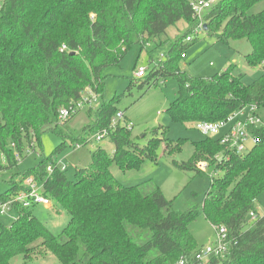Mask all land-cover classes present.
<instances>
[{"label":"trees","instance_id":"16d2710c","mask_svg":"<svg viewBox=\"0 0 264 264\" xmlns=\"http://www.w3.org/2000/svg\"><path fill=\"white\" fill-rule=\"evenodd\" d=\"M190 1L2 0L0 170L14 168L26 150L40 143L45 130L56 131L63 123L57 117L60 108L75 102L85 89L102 95L104 70L118 65L133 44L142 49L153 42L155 48L180 23L192 30L195 19ZM260 1L218 0L203 15L204 31L218 42L246 39L251 52L244 59L250 66L264 60V8L248 13ZM184 38L171 41L164 59L149 74L176 77L177 93L166 109L173 120L219 121L242 105L264 103V73L245 84L243 74L234 72L232 64L205 79L181 71L178 59L187 42L195 39L185 42ZM145 75L132 80L148 82ZM116 98L88 108L90 115L93 113L92 123L77 137L68 138L73 148L77 142L89 143L90 136L109 126L118 111ZM253 131L259 141L243 154L235 155L218 139L203 136L193 143L188 161H172L174 166L198 174L205 173L196 167L198 161H208L213 173H222L210 174L204 199L182 211L175 210L173 200L167 199L158 185L124 186L110 173L112 163L127 171L138 168L143 156L155 159L162 139H151L140 148L130 128L118 126L108 136L113 152L97 145L88 166L78 168L72 179L66 177V169L55 166L52 156L39 160L20 173L17 181L10 178L9 189L0 193V204L12 201L25 189L23 180L31 176L42 185L41 193L69 214V220L62 232L54 234L33 215L35 203L25 207L12 202L7 212L14 219L9 225L0 221V264H10L17 254L30 259L45 253L62 264H176L181 257L192 260L198 246L189 223L199 214L227 232L226 252L211 256L209 264H264V215L250 219L251 211L258 213L256 203L264 193V126ZM170 145L168 142L167 151L173 152L176 147ZM64 146L62 142L55 153ZM218 153L228 157L217 161L214 156ZM48 164L54 166L51 172Z\"/></svg>","mask_w":264,"mask_h":264},{"label":"rangeland","instance_id":"374dc122","mask_svg":"<svg viewBox=\"0 0 264 264\" xmlns=\"http://www.w3.org/2000/svg\"><path fill=\"white\" fill-rule=\"evenodd\" d=\"M264 8V0L254 4L248 13H255ZM187 33L194 34L189 27L182 23L177 28H171L167 37H163L162 44L153 48V42H149L144 48L133 44L124 55L118 65L107 66L104 70V89L102 95L92 103V109L107 102L112 96L117 97L115 106L123 112L129 125L132 137L138 147L142 148L151 139H162L158 146L157 157L151 159L143 156L140 166L134 169L122 171L112 163L110 173L124 186L139 185L143 183L158 185L162 194L169 200H173L175 210L182 211L193 204L202 201L210 186V174L221 176V171L212 172L207 168L203 174H198L194 169H182L174 166L172 161L186 162L190 159L194 146L193 143L203 139L199 130L194 128L195 122H181L172 119L166 109L175 99L178 82L175 76L156 77L149 76L153 71V63L161 53H167L169 46L175 39L184 38ZM194 40L187 42L184 48V58L178 59L181 71L195 78H210L226 69L230 64L234 72H240L243 83L249 84L258 75L264 73V64L250 66L245 63L244 56L251 52V47L244 38L229 40L228 43L218 42L214 36L205 31L194 36ZM165 39V40H164ZM186 44V43H185ZM143 66L146 69L148 82H134V71ZM156 79V80H155ZM89 107V106H88ZM88 107L81 108L76 114L68 118L56 131L45 130L41 133L40 143L33 150L24 153L17 161L14 168L0 170V193L9 189L11 177L16 181L19 174L33 167L39 160L52 156L55 162L64 164V171L68 179L74 177L75 171L80 167L88 166L91 160V152L99 145L113 152V144L108 138L102 141L91 140L85 145L73 148L70 138L77 137L82 128L91 124L93 113L88 112ZM94 112V111H93ZM62 132V133H61ZM67 134V135H65ZM211 138H215L212 136ZM64 142V147L55 153V149ZM88 142V140H87ZM173 152H168L167 143ZM178 145V146H177ZM200 162H207L200 160ZM4 164L5 161L3 160ZM209 163V162H208ZM197 167V164H196ZM256 203L259 211L264 210V193ZM32 213L54 234H59L69 220V214L62 209L58 202L52 200L51 205L36 204L32 207ZM14 219L12 213L0 215V221L9 225ZM190 232L200 247L215 239L216 228L213 227L201 214L197 215L189 223ZM10 264H62L51 253L33 255L25 259L22 254H17L10 260Z\"/></svg>","mask_w":264,"mask_h":264},{"label":"built area","instance_id":"2783aa9c","mask_svg":"<svg viewBox=\"0 0 264 264\" xmlns=\"http://www.w3.org/2000/svg\"><path fill=\"white\" fill-rule=\"evenodd\" d=\"M218 2V0H191L190 1V8L191 14L195 19V24L192 28V32L194 34H188L184 41H191L194 39V36L199 34L200 32L204 31V24L206 27V21L204 20V13L205 11L211 7L213 4ZM2 4V0H0V8ZM148 43H146L147 45ZM185 54L181 53V58H184ZM164 59V53L159 55V58L153 63L154 66ZM264 64V60L260 62V64ZM259 64V65H260ZM146 69L143 66H140L134 71V78L140 79L146 74ZM98 94L87 88L84 92L80 95V97L75 101L70 103L66 107H61L58 111V121L65 122L68 118L72 115L76 114L78 110L84 107H92V103L97 99ZM127 119L123 112L118 110L115 112L109 126L107 128H103L92 136H90L87 140H96L102 141L109 136V131L114 130L118 126L122 127H129L127 123ZM264 126V103H247L238 107L235 111L231 114L227 115L225 118L219 121H197L194 123V128L199 130V132L204 137H212L215 136L218 139L221 145H224L226 150L232 152L235 155L243 154L244 152L248 151L252 146L255 145L256 142L259 141L257 135L254 134L253 129ZM81 146L80 143H76L74 145L75 148ZM14 156L19 159L20 155L18 152L14 153ZM217 161L226 159L228 154L218 153L215 156ZM208 161L207 162H200L197 163V168L203 172H206L208 168ZM47 170L51 172L54 166L48 164ZM55 166H57L61 171L65 170L67 167L60 162H55ZM24 184L25 189L20 190L10 202L0 204V213H6L10 209V205L12 202L18 201L25 207H30L31 204H41L43 206L51 205V200L46 198L41 192L44 190L40 183L35 182L32 177L25 178L22 182ZM264 215V210L259 211L258 213L251 211L250 212V219L255 220L259 216ZM226 229L224 226H218L216 228L215 239L211 240L210 243L202 245L194 250L192 255V260L187 259L186 257L179 258L176 264H209L211 260V256H220L224 252H226L228 242L226 239Z\"/></svg>","mask_w":264,"mask_h":264},{"label":"water","instance_id":"95a60500","mask_svg":"<svg viewBox=\"0 0 264 264\" xmlns=\"http://www.w3.org/2000/svg\"><path fill=\"white\" fill-rule=\"evenodd\" d=\"M204 28H205V24H204Z\"/></svg>","mask_w":264,"mask_h":264}]
</instances>
